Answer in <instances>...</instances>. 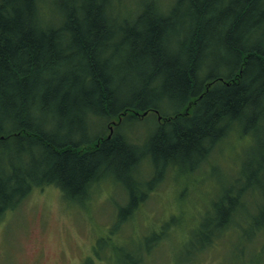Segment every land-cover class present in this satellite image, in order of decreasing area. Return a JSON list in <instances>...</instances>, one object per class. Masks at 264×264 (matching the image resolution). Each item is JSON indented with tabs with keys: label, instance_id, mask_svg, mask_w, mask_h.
<instances>
[{
	"label": "trees",
	"instance_id": "trees-1",
	"mask_svg": "<svg viewBox=\"0 0 264 264\" xmlns=\"http://www.w3.org/2000/svg\"><path fill=\"white\" fill-rule=\"evenodd\" d=\"M126 2L0 0V217L36 187L79 201L113 178L129 201L115 223L132 219L142 183L192 171L236 127L264 156V0H148L133 15ZM150 111L152 129L130 135ZM251 178L213 203L198 242L230 223Z\"/></svg>",
	"mask_w": 264,
	"mask_h": 264
},
{
	"label": "rangeland",
	"instance_id": "rangeland-1",
	"mask_svg": "<svg viewBox=\"0 0 264 264\" xmlns=\"http://www.w3.org/2000/svg\"><path fill=\"white\" fill-rule=\"evenodd\" d=\"M145 1L127 0L124 7L133 15ZM155 116H140L127 132L142 136ZM100 128L94 121L90 133ZM262 143L256 134L234 128L192 171L169 168L156 186L142 183L147 197L139 198L132 219L120 223L118 208L128 194L113 178L79 201L54 185L36 187L0 217V264H264V223L251 224L257 210L264 211ZM141 172L147 173V165ZM251 177L259 183L246 198L245 188L238 190L241 202L230 223L213 234L208 225V238L199 235L198 242L205 217L217 215L213 203L237 179L242 188Z\"/></svg>",
	"mask_w": 264,
	"mask_h": 264
},
{
	"label": "bare ground",
	"instance_id": "bare-ground-1",
	"mask_svg": "<svg viewBox=\"0 0 264 264\" xmlns=\"http://www.w3.org/2000/svg\"><path fill=\"white\" fill-rule=\"evenodd\" d=\"M255 187H256V185L253 186L251 189H249V190L247 191V194L245 195V198H246V196H249V195L252 193V190H253ZM240 202H241V201H240Z\"/></svg>",
	"mask_w": 264,
	"mask_h": 264
}]
</instances>
